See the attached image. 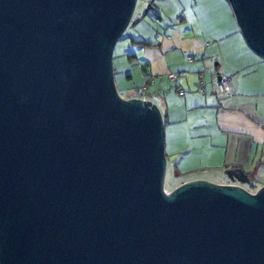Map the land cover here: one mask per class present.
I'll use <instances>...</instances> for the list:
<instances>
[{
  "label": "water",
  "instance_id": "obj_1",
  "mask_svg": "<svg viewBox=\"0 0 264 264\" xmlns=\"http://www.w3.org/2000/svg\"><path fill=\"white\" fill-rule=\"evenodd\" d=\"M264 58V0H227ZM138 0H0V264H264V185L165 190V121L123 99Z\"/></svg>",
  "mask_w": 264,
  "mask_h": 264
},
{
  "label": "crops",
  "instance_id": "obj_2",
  "mask_svg": "<svg viewBox=\"0 0 264 264\" xmlns=\"http://www.w3.org/2000/svg\"><path fill=\"white\" fill-rule=\"evenodd\" d=\"M163 6L170 14L163 32L154 41H133L152 45L134 44L133 52L122 46L114 54L116 75L127 63L135 71H124L123 90L134 99L146 87L147 100L162 111L168 164L190 177L181 184L200 179L243 187L245 173L263 186L264 58L246 43L227 0H164ZM154 8L162 21L164 10ZM200 74L205 94L198 90ZM214 74L232 77V97L213 91Z\"/></svg>",
  "mask_w": 264,
  "mask_h": 264
},
{
  "label": "rangeland",
  "instance_id": "obj_3",
  "mask_svg": "<svg viewBox=\"0 0 264 264\" xmlns=\"http://www.w3.org/2000/svg\"><path fill=\"white\" fill-rule=\"evenodd\" d=\"M163 2L164 0H149V1L148 0H138L136 10L134 13V17H133V19L136 21L128 27V29L126 30V32L124 33V35L122 36L118 44L116 45L114 54H119L120 51H122L121 49L122 46L123 47L125 46L124 49H126V51L133 52V47L135 46L133 44L134 40L135 41L137 40H145V41L156 40V35L158 31L159 32L162 31L161 29H163L165 26H167L170 23V14L166 13L164 6H163ZM152 3H153V6L155 7L159 6L161 9L164 10V11L159 12L161 15H163L162 21H159V17L157 16V14H154V11L156 10V8L151 9ZM125 70L130 71L129 73H133V74L135 72L133 70V67L129 63H127L126 66L123 67V74L121 73L120 74L117 73V75L115 74V82H116V86H117L120 96L123 99L128 100L129 93L123 90L124 83L122 82V81H125L129 83V81L126 79V75H125L126 72L124 73ZM188 178L190 177L174 172L171 165L168 164L166 180H165V190L167 192H171L172 190L177 188L179 185H181V183L187 180ZM243 188L253 193V191L247 185L243 186Z\"/></svg>",
  "mask_w": 264,
  "mask_h": 264
},
{
  "label": "built area",
  "instance_id": "obj_4",
  "mask_svg": "<svg viewBox=\"0 0 264 264\" xmlns=\"http://www.w3.org/2000/svg\"><path fill=\"white\" fill-rule=\"evenodd\" d=\"M192 60V57L189 58ZM168 79L172 82H177V76L174 73H168ZM204 74L199 75V85L198 90L201 94L207 93V83L204 81ZM232 77L229 76H220L214 74L211 77L210 84L212 85L213 91H216L219 95L224 97H232L234 95V91L231 87ZM180 94L183 95L184 91L181 90ZM138 99H142L147 101V89L146 87H142L139 91Z\"/></svg>",
  "mask_w": 264,
  "mask_h": 264
},
{
  "label": "trees",
  "instance_id": "obj_5",
  "mask_svg": "<svg viewBox=\"0 0 264 264\" xmlns=\"http://www.w3.org/2000/svg\"><path fill=\"white\" fill-rule=\"evenodd\" d=\"M152 8H154V6H153V3L151 4V9ZM136 20H134V19H132V22H131V24L132 23H134ZM130 24V25H131ZM134 44H139V45H143V46H150V45H152V43H149V42H145V41H140V42H134ZM138 95H139V92H138ZM246 176V177H245ZM249 174H245L244 173V180L242 179V183L243 184H246L252 191H253V193H255L260 187H258L256 184H255V182L253 181V179L252 180H249Z\"/></svg>",
  "mask_w": 264,
  "mask_h": 264
}]
</instances>
